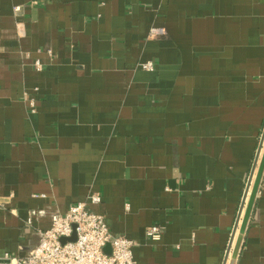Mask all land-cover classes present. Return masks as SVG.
<instances>
[{"label": "crops", "instance_id": "crops-1", "mask_svg": "<svg viewBox=\"0 0 264 264\" xmlns=\"http://www.w3.org/2000/svg\"><path fill=\"white\" fill-rule=\"evenodd\" d=\"M263 128L264 0H0V261L97 193L136 264H223Z\"/></svg>", "mask_w": 264, "mask_h": 264}, {"label": "built area", "instance_id": "built-area-1", "mask_svg": "<svg viewBox=\"0 0 264 264\" xmlns=\"http://www.w3.org/2000/svg\"><path fill=\"white\" fill-rule=\"evenodd\" d=\"M19 6L14 9L19 10ZM163 27L151 28L148 37L153 39L164 35ZM35 65L40 69L39 60ZM143 69L152 70L151 62L141 64ZM97 193L88 195L86 200L71 205L64 213L53 212L51 224L39 232L37 245L23 257H13L0 264H136L133 256V241L124 235L110 232L102 214L89 208V204L100 202ZM29 221V220H28ZM75 232L74 240L61 241ZM152 240H159L161 228L152 225L145 231ZM109 244L110 252L104 247Z\"/></svg>", "mask_w": 264, "mask_h": 264}, {"label": "water", "instance_id": "water-1", "mask_svg": "<svg viewBox=\"0 0 264 264\" xmlns=\"http://www.w3.org/2000/svg\"><path fill=\"white\" fill-rule=\"evenodd\" d=\"M263 137H264V128H263V131L261 133V137H260L259 144H258V147H257V151H256V154H255L252 170L250 172V175L248 177V180H247V183H246V186H245V190H244V193H243V198H242V202H241V205H240L238 217H237L236 223H235L234 228H233L232 233H231V237H230L229 244H228V247H227V250H226V254H225V258H224L223 264H225V259L227 257V253L229 252L231 241L233 239V235H234L235 230H236L237 225H238L239 216H240V213H241V209H242V207L244 205V200L246 198L247 191H248V188H249V184H250V181H251V176H252V173H253L254 164H255L258 152H259V150L261 148ZM263 171H264V147H263L261 160H260V162L258 164L257 171H256V174H255V179L253 181L251 190H250L249 195H248V200H247V203L245 205L244 213H243V215L241 217V221H240V224L238 226V232H237L236 239H235L233 247H232V251H231V255H230L228 264H235L237 255L239 253V250H240V247H241V244H242L243 235H244L245 229L247 227V223H248V220H249V217H250V213H251V210H252V207H253V203H254L255 197L257 195L259 186H260V182H261V178H262V175H263ZM75 237H76V235H75V232L73 231L72 234L69 237H62L61 241L65 242L66 240H74ZM104 251L106 253L110 252L109 244H107L104 247Z\"/></svg>", "mask_w": 264, "mask_h": 264}, {"label": "bare ground", "instance_id": "bare-ground-1", "mask_svg": "<svg viewBox=\"0 0 264 264\" xmlns=\"http://www.w3.org/2000/svg\"><path fill=\"white\" fill-rule=\"evenodd\" d=\"M263 147H264V137H263V141H262V144H261V148H260V150H259V152H258V155H257V160H256L255 165H254V168H253V173H252V176H251V179H252V181H251V185L249 186L248 191H247V200H248V195H249V192H250V190H251V187H252L253 181H254V179H255V174H256V171H257L258 164H259V162H260V160H261V156H262V152H263ZM247 200L244 201V209H245V205H246V203H247ZM243 213H244V211H243ZM242 215H243V214H242ZM240 221H241V220H240ZM239 224H240V222H239ZM238 226H239V225H238ZM238 226H237V228H236V230H235V233H234V235H233V239H232V241H231L230 251L228 252V262H229V258H230L231 251H232V247H233V244H234V241H235V239H236L237 232H238ZM228 262H227V264H228Z\"/></svg>", "mask_w": 264, "mask_h": 264}]
</instances>
